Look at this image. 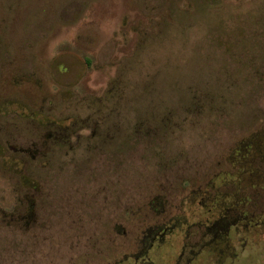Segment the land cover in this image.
Here are the masks:
<instances>
[{"label": "rangeland", "instance_id": "374dc122", "mask_svg": "<svg viewBox=\"0 0 264 264\" xmlns=\"http://www.w3.org/2000/svg\"><path fill=\"white\" fill-rule=\"evenodd\" d=\"M0 108V264H118L220 172L263 212L264 0H0Z\"/></svg>", "mask_w": 264, "mask_h": 264}, {"label": "flooded vegetation", "instance_id": "af4514ba", "mask_svg": "<svg viewBox=\"0 0 264 264\" xmlns=\"http://www.w3.org/2000/svg\"><path fill=\"white\" fill-rule=\"evenodd\" d=\"M221 174L210 178L204 188L190 190L183 197L181 207L173 206L176 209L171 215L166 214L164 199L156 196L152 200L157 203L155 219L142 230L136 250L124 254L118 264H125L126 260L127 264H155L158 258L167 263L173 256V264H196L203 251L205 260L213 261L207 264H221L226 257L236 256V247L246 246L245 234L264 235V211L257 213L250 209L255 192L248 187L252 185V178L241 174L247 181L239 188L236 177L231 181H218ZM232 184L237 187L224 188ZM187 199L196 208L191 211L192 216H189L192 207H188ZM199 208L203 212L200 218Z\"/></svg>", "mask_w": 264, "mask_h": 264}, {"label": "trees", "instance_id": "16d2710c", "mask_svg": "<svg viewBox=\"0 0 264 264\" xmlns=\"http://www.w3.org/2000/svg\"><path fill=\"white\" fill-rule=\"evenodd\" d=\"M256 137V136H255ZM251 138H253V137H251ZM251 138H249V141L246 143V145H244L245 146V148L247 149V152H246V155L245 156H247V160L249 161L248 162V165L249 164H251V161L253 160L251 157L252 156H250L249 154H250V152L253 154V152L255 153V154H259V153H262V151L264 150V140H260V137L258 138L259 140H260V142L262 141V147H261V149H257L253 144H252V142H251ZM240 147L242 146V145H239ZM254 154V155H255ZM247 163V162H246ZM243 164V163H242ZM247 165V164H246ZM245 165V166H246ZM243 166H244V164H243ZM244 166V167H245ZM254 172H253V170L252 171H250V172H248V171H245V172H240V174H248V176L247 177H250V178H252L250 181L252 182V180H254L253 178H254V174H253Z\"/></svg>", "mask_w": 264, "mask_h": 264}]
</instances>
